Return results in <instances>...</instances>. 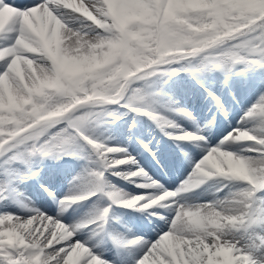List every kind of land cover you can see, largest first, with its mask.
<instances>
[{
  "label": "snow or ice",
  "instance_id": "obj_1",
  "mask_svg": "<svg viewBox=\"0 0 264 264\" xmlns=\"http://www.w3.org/2000/svg\"><path fill=\"white\" fill-rule=\"evenodd\" d=\"M236 66L264 68V0H37L23 7L0 0V199L26 177L33 158L75 156L81 141L106 165L134 163L109 160L123 150L95 141L87 128L99 115H112L109 105L145 111L146 96L135 82L177 71L229 73ZM145 114L162 130L177 127ZM237 124L205 149L176 189L132 171L123 178L144 177L137 186L158 191H108L109 207L84 224L38 210L0 213V264H112L77 233L102 229L113 204L169 213L151 212L167 224L154 240L113 239L114 246L138 248L134 264H264V196L257 195L264 192V94ZM171 138L205 142L182 129ZM91 175L102 183V171ZM209 180L216 181L206 189H214L212 199L185 202ZM89 198H61L60 212Z\"/></svg>",
  "mask_w": 264,
  "mask_h": 264
},
{
  "label": "bare ground",
  "instance_id": "obj_2",
  "mask_svg": "<svg viewBox=\"0 0 264 264\" xmlns=\"http://www.w3.org/2000/svg\"><path fill=\"white\" fill-rule=\"evenodd\" d=\"M12 2H14L18 6L23 7V6H30L31 4L37 2V0H12ZM9 42H11L10 39L3 41V43H9ZM176 68L179 69L180 67H176ZM241 69L238 70L236 68L235 70L225 74L224 79L226 81L227 80L231 81L232 85L234 86V88H233L234 94L236 96H240V98H241L240 101H244L245 98L243 96H247L248 94L254 95L257 92H259V91L261 92L262 89H264V79L261 76V72H259V71H262L263 68H249V69H246L243 71ZM217 71H218V69H206V70L201 71V72L196 73V74L199 76L209 75V74L213 75V77H211V78H214V79L212 80L211 83H209L207 80L206 81L204 80L203 84H204V86L210 85L211 88H215L216 91L218 93H220V95H221L222 90H223L222 86H223V83L225 82V80L221 84L218 83V81H217V79L213 73V72H217ZM184 73L185 72L183 71V74ZM256 73H259L260 75H257V77H256L255 76ZM183 74H182V71H177V73L175 75H167V74H163V73L157 74V76L154 80L144 82V83H138L136 86H134L135 85L134 84L133 87L142 89L145 95H146V93H148L149 95L155 97L157 102H154L149 106L153 116L158 115L157 117H159L161 120H166L168 122L172 121V120H176L181 125H185L189 120L191 121L193 118L198 119L199 117L206 115L208 110L211 111V109H208L207 102H206V100H203L202 97L200 100L199 99L197 101L195 100L197 95H195L193 93V91H191V88H192L191 83H189L188 81L185 82L183 80ZM191 74H193V73H191ZM248 75L250 78L248 79L249 82L246 83L245 80H243V78L245 76H248ZM157 86L159 88L158 91L157 90L154 91V88ZM198 86H202L203 88H205L202 84H199ZM194 95H195V98H194ZM252 103H254V102H252ZM176 105H183L184 107H187L188 109H190V113H191L190 116L188 117V116L182 114L180 110H177L178 108L176 107ZM172 106H175L177 109L171 108ZM245 106H247V105H245ZM107 107H110V105ZM113 108H118V106H115ZM239 110H240V108L235 106L234 109L232 110V113H239ZM246 110H248V109H246ZM153 112H155L157 115H155ZM229 113H231V111ZM129 114H131V111L129 112ZM244 114L245 113H242V115H240V119L238 121L241 120V118L244 116ZM169 116L171 117L170 120L167 119V118H169ZM125 117H127V116H125ZM108 118H109V116H108ZM135 118H136V128L134 127L135 133L137 135L139 133V135L141 137H143L147 141L148 144L152 145V147H154L155 149L158 150V145H159V143L162 142V139H161V135H159V133H157V130H159V127H161V126H158L157 120L153 119L150 116H149V118H151V119L149 120L145 116L143 117L142 113H139V112H136ZM107 119H105V117L102 115L100 117H97L96 120H93L91 122L92 125L91 124L88 125L87 135L91 136L92 139H94L97 142H99V140H100V142L106 141V140H112V141L115 140L116 142H114V143L120 142V143H122V145L129 146L128 144L131 141L129 135H130V132H132V130L129 128L123 127V123H122L123 119H120V117H119V120H115V119H117V118H115L113 120L107 121ZM97 120L100 122H98ZM237 122L233 121V124H232L234 126L233 129L236 128L235 126L238 125ZM218 123L220 125L219 127L223 128V130L224 129L229 130L230 124H227V123L223 124L221 121ZM151 124L153 125V127H151ZM93 125L97 126V128L92 127ZM156 125L158 127H156ZM164 128H168L169 130H177L176 127H169L168 125H164ZM161 130H162V128H161ZM128 131H129V133H128ZM163 132H164V130H163ZM213 133L216 134L215 130H212L209 128L204 129L201 134H204L206 136V140H205L206 142H200V143L196 142V145H192V144L182 145L183 148L181 150H183L182 151L183 156H181V158L180 157L176 158V160L174 159V163L177 167L175 168L173 174L167 178L161 179L159 182H165L167 185L169 183H176V185L174 184L175 185L174 189H176L181 184V182L185 180V178L188 176V174L191 172L193 164H194L192 162H194V161L196 162L199 160V159L196 160V156H198V154L202 150H204L205 148H208L209 145L207 146V143L209 144V142L212 140ZM104 135L106 137H104ZM218 144H219V142L216 143L215 145H218ZM240 147L241 146H239V145H233L232 150L238 151V149ZM137 148L139 149V147H137L136 145L133 147L130 146L129 147L130 152H127L128 155L130 153H133L134 158L138 162H141L142 165L144 164L147 167L148 172H150L152 175L156 176L158 170L154 169L151 166V163H149L147 158H145L144 156L143 157L140 156V153H139L140 151L135 150ZM82 151L84 152V154L86 153V151L90 152L91 154H93L95 152V151H93V149L91 148L90 145L81 141L79 148L77 150V153H81ZM204 152H205V150H204ZM73 157H75V156H68L67 155L65 158L63 156H59V157L50 156L46 160L44 158H41V157H36V158H33L31 160V165L32 166L38 165L41 168V170H38V171L35 169L37 171V173L35 172L36 177L38 176V178L40 179L39 180L40 182H45V184H47L52 189L53 192H56L58 189V186L61 185L63 181H65V175L67 176L69 174V172L72 171V169H74L76 167L78 168L81 166V165L79 166L78 161L83 159V157L81 156L82 158H80L78 161L76 159H74ZM48 160H50V163L48 162ZM93 161L95 162L94 164L96 165V161L94 159H91L90 162L93 164ZM132 161H134V160H132ZM100 162H102V161L100 160ZM133 164L134 163H126L124 165H119V166H121V168H122V167L130 166ZM74 165H76V166L74 167ZM27 170L28 169H26V172H27ZM57 170H62L64 180H63V176H62V178H60V176H57V173L55 174V172H57ZM121 173L122 172H120V175H119L120 180H117L116 183L108 181L107 178L104 177L102 184H103V186L106 187V192H105V198L106 199H108L106 193L108 191H112V190L122 192V193L126 194L127 196H131L133 190L140 188L137 185L145 182L144 177H139V176L134 177V178H130V181L125 180L123 178L124 176L121 175ZM147 175H148V173H147ZM155 178H158V177L156 176ZM136 179H140V183H137ZM21 181H23V180L21 179V180L14 181V182H18V184H21L22 183ZM25 182H26V180H25ZM215 182H216L215 180H209L203 186V189L198 190V192L195 194H188V197L186 198L185 202L199 203V202H203V201L212 199L214 189L211 191H206V189H209L211 185L215 184ZM27 183H26V187H27ZM113 183H115V184H113ZM22 184L25 185V183H22ZM100 184L101 183H98L96 181L94 183V180H92L91 183L86 184L87 186H89L86 188L92 187V189H94V188L98 187V185L100 186ZM241 186L242 185H236L237 188L241 187ZM28 188H29V186H28ZM123 189H127L129 191L123 192ZM148 190H156V189H148ZM87 191H89V190H85V192H87ZM228 191H229V189H225V191L220 193L219 195L223 196ZM25 192H26V190L22 189L21 191H19V193H17V196L14 195L13 197H10V198L7 197L4 199H0V213L14 212L17 215H19V214L29 215L33 209L29 210V208L28 209L24 208L21 205L25 204V202H27V201L29 202L32 200V202H35L36 207H37L35 209V211L38 210L42 213L46 212V213H49L50 215H53V217L58 216L60 220H63V222H65V224L72 225V224H75L76 222H79V220H81L80 216H83V218H84V217H90L93 214L97 215L98 214L97 206L92 204L91 202L92 201H100L101 202V199H103V197H100V196H97V197L95 196L92 198L90 195L91 198L72 203L71 206L68 207L66 211L61 213L60 212L61 205L59 202H60L61 198H64V197H61V198H59L58 201H55L54 199H52V194H51L49 200L47 201V200H44L43 197L42 198L38 197V199H36L35 196H32V195L27 194ZM79 193H81V192H73L72 194H74V195H71V197L80 196V195H88L84 192H83L84 194H79ZM257 195L258 196H264V192L257 193ZM114 206H115V204H114ZM162 212L164 213L163 216L169 215L168 211L165 209H162ZM25 213H27V214H25ZM131 214L132 213L128 211L127 216L129 217ZM77 218H79V219H77ZM127 220H128L127 217L124 216V219H123L124 223H122L121 225L108 224V225H104L102 227V229H97L95 226H92L90 229L89 228H83L77 233V235L80 239L86 241L89 245H91L93 251H95V252L99 251V253L102 257L108 256L112 260L120 262V264H129L131 261H133L135 259V256L138 254V248H136L135 246H131V247H128V249H123L119 246H114L113 239L110 238V241H109L108 236L111 235L113 238H119L123 234H130L132 232H137V233H140L143 235L144 241H149V237L150 236L152 237V235L155 233V231H157L161 227H163V229L165 230L167 228V224L162 219L161 220H159V219L154 220L155 222L153 224L150 222V226L148 224H146V222H143V221H139V223H135L132 220V221L127 223ZM116 228L119 229L120 231L114 232V231H117ZM103 240H106V241L108 240L111 243V245L110 246L105 245L103 243ZM103 244H104V246H102ZM99 248H101V250L102 249L103 250L100 251ZM116 250H118V251H116Z\"/></svg>",
  "mask_w": 264,
  "mask_h": 264
},
{
  "label": "rangeland",
  "instance_id": "obj_3",
  "mask_svg": "<svg viewBox=\"0 0 264 264\" xmlns=\"http://www.w3.org/2000/svg\"><path fill=\"white\" fill-rule=\"evenodd\" d=\"M10 43V42H9ZM173 67H180V64H176V65H174ZM236 69V68H235ZM234 69V70H235ZM240 70V69H239ZM233 71V70H232ZM185 72V71H184ZM259 72H261V76H262V78L264 79V68H263V70L262 71H259ZM186 73V72H185ZM185 73L183 74V71H182V74H183V80L185 81V82H187L188 80L186 79V77H185ZM225 74H227L225 71H224V73H223V75H225ZM257 75H260L259 73H256L255 74V76L257 77ZM204 77L203 78H205L209 83H211L212 82V80L214 79V78H211V77H213V75H203ZM202 77V76H201ZM216 77L217 78H219V74L217 73L216 74ZM225 79H223V81H224ZM145 81H140V82H135V85L134 86H136L138 83H144ZM202 82L204 83V80H202ZM219 82V81H218ZM222 83V82H221ZM221 83H219V84H221ZM155 90H158V88L156 87V89ZM154 90V91H155ZM226 92V91H225ZM225 92H223V95H222V98L219 100L220 101V104L219 105H217V107H218V110L217 111H220V112H230L231 111V113H228L227 115H229L228 116V118H227V120L226 121H222V123L223 124H230V126H229V130H227V129H224L223 130V128H221V129H218L219 128V124H218V116L217 117H213V112L212 111H210V110H208V112L206 113V115H203V116H201V117H199L198 119H195V118H193L191 121L189 120L185 125H181L179 122V125H181V128H182V130H184V131H187V132H191V133H197V134H199V130H201V131H203L204 129H207V128H214V126H216L215 128L216 129H214L215 130V133L216 134H214L213 133V136H212V140L209 142V144L207 143V146L208 147H211V146H214L215 145V142H216V140H218L217 138L218 137H220V134H222L223 132L222 131H230L231 132V130L233 129V121L234 122H237L239 119H240V115H242V113H245L247 110L246 109H249V107L251 106V105H253L258 99H259V97L261 96V94H264V89H262V91L260 92H257L256 94H254V95H247V96H243L244 98H245V100L244 101H240V96H233V97H226L225 95H224V93ZM146 94H148V93H146ZM213 94L219 99L220 97L218 96V94L216 93V92H214L213 91ZM200 96H203V97H205L204 98V100H206V96L205 95H200ZM255 100V101H254ZM206 102H207V105H208V109H210V104L213 102V101H210V102H208V100H206ZM235 103V104H233V103ZM238 102V103H237ZM249 102V103H248ZM252 102H254V103H252ZM244 104V105H243ZM245 105H247V106H245ZM238 107V108H240V110H239V113H232V110L234 109V107ZM241 106V107H240ZM114 106L113 105H110V107H106V110H107V112H111L112 113V117L111 116H109V118H108V115H104V114H101V115H99L98 117H100V116H104L105 117V119H107V121H109V120H113V119H115V118H117V119H115V120H119V117H120V119H123V127L125 128H129L128 127V125H127V122H128V120H129V118H126L125 116H127V114L124 112L125 110H117V109H115V108H113ZM178 109H177V108ZM176 107L175 106H172L171 108H173V109H177V110H180L181 111V113L182 114H184L185 112H187V113H190V109H188L187 107H184L183 105H176ZM110 109V110H109ZM232 109V110H231ZM113 111V112H112ZM117 111V112H116ZM119 111V112H118ZM122 111V112H121ZM241 111V112H240ZM124 113V114H123ZM140 113V112H139ZM119 114V115H118ZM121 114V115H120ZM191 114V113H190ZM155 115H157V114H155ZM238 115V116H237ZM107 116V117H106ZM123 116V117H122ZM158 116V115H157ZM114 117V118H113ZM189 117V116H188ZM125 118V119H124ZM169 118H171L170 116H169ZM169 118H167V119H169ZM96 120V119H95ZM170 120V119H169ZM98 121V120H97ZM196 121V122H195ZM98 122H100V121H98ZM174 122V124L177 126L178 124H177V122L175 123V120H172V123ZM170 123V122H169ZM196 123V125H197V127L196 128H194V127H191V125H193V124H195ZM91 124V123H90ZM92 125V124H91ZM92 127H94V128H97V126H92ZM235 127H238V125L237 126H235ZM159 128H161V127H159ZM176 128H178V127H176ZM179 130H181V129H179ZM179 130H177L176 131V133L175 134H178V132H179ZM222 130V131H221ZM168 132H171V131H168ZM222 132V133H221ZM229 132V133H230ZM166 133V132H165ZM202 133V132H201ZM200 133V134H201ZM170 134H172V133H170ZM169 135V134H168ZM104 137H106L105 135H104ZM139 137V138H138ZM137 138H136V140L137 141H139V142H141L142 144H143V147L146 145L147 146V144H146V142L145 141H143L141 138H143V137H141L140 138V136H138ZM215 137H216V139H215ZM162 139V138H161ZM131 140V139H130ZM145 140V139H144ZM99 142H100V140H99ZM112 142V143H111ZM114 142H116L115 140H106L105 142H102L105 146H112V147H116V148H119V149H122L123 151L122 152H118V153H113V154H110V156L108 157V159L109 160H112V161H114L115 159H120V158H124V157H132V156H134V154L133 153H130L129 155H128V153L127 152H130V149H129V147L130 146H135V144H134V142L131 140L130 141V143L128 144L129 146H125V145H122V143H120V142H118V143H114ZM206 142V141H205ZM160 144V143H159ZM182 145H184V143H180L179 144V146H182ZM192 145H196V142H193L192 143ZM122 147V148H121ZM145 148V147H144ZM158 148H159V145H158ZM147 149H148V151H149V154L150 155H152V152H151V149H149L148 147H147ZM182 149V148H181ZM206 149V148H205ZM204 149V150H205ZM135 150H138V151H140V149H135ZM157 150V149H156ZM204 150H202L199 154H198V156H196V160L197 159H200L201 157H202V155L205 153L204 152ZM157 151H160V149H158ZM183 151V150H182ZM182 151H181V155L180 154H177V156H175L174 157V155L171 153L170 155H172V157H173V159H170V155L168 154V155H166V158H167V163L168 164H173V162H174V159L176 160V158H181V156H183L182 155ZM87 153V154H86ZM86 153L84 154V152L82 151L81 153H77V155H75V157H73L74 159H76L77 161L80 159V158H82L83 157V159H81V160H79L78 162H79V166L81 167H76V168H74V169H72V171H70L69 172V174L66 176L65 175V181H63L62 182V184L61 185H59V187H58V189H57V193H60V196L61 195H63L62 193H64V195L65 194H72L73 192H81V193H86L85 192V190H92V187H90V188H86V187H89V186H87L86 184L87 183H91V181L92 180H94V183H95V179H94V177L91 175L93 172H100V171H102L103 172V177H105V178H107V180L108 181H111V182H115L116 183V181L117 180H119L120 178V172H122L121 173V175H123V176H126L128 173H130V172H132V171H136V170H143V172H145L146 174L148 173V171H146L145 170V168L143 167V165H140V164H142V163H140L138 166H137V162H136V159L135 158H133V160H135V162H134V164L133 165H130V166H125V167H122L121 168V166H109V165H106L105 164V167H104V169L105 170H103V169H99L100 167H98L97 165H95L94 163V161H93V164L90 162L91 161V159H93L94 158V160H96L98 157L96 156H94V155H92L90 152H88V151H86ZM140 153V156H142L143 157V153H141V151L139 152ZM91 154V155H90ZM116 154V155H115ZM145 154V157H146V153H144ZM202 154V155H201ZM119 155V156H118ZM63 156V155H62ZM82 156V157H81ZM92 156V157H91ZM46 158H48V157H44V159H46ZM141 158V157H140ZM97 161V160H96ZM173 161V162H172ZM192 161V160H191ZM82 162V163H81ZM87 162V163H86ZM172 162V163H171ZM195 162V161H194ZM194 162H192V163H194ZM62 165V164H61ZM135 165V166H134ZM76 165H74V167H75ZM30 167H32V169H36L37 171L38 170H41V168L37 165H35V166H31L30 165ZM112 168V169H111ZM154 169H156V168H154ZM174 169V168H173ZM158 170V169H157ZM37 171H36V173H37ZM57 172H60V175L61 176H63V173H62V170H57ZM125 174V175H124ZM160 174V171H158V175ZM119 176V177H118ZM148 177H150L152 180H154L155 181V177L157 176H155V175H152L151 173L150 174H148L147 175ZM158 177V176H157ZM154 178V179H153ZM25 179H26V177L24 178V179H22L23 181H21L22 183H25V185L24 184H18V182H14V183H12V186L9 188V189H12V191H14V192H12V194L14 195V193H19V191H21L22 189H24V190H26V192L25 193H27V194H30V195H32V196H35V198L36 199H38V197H43V199L44 200H46L47 199V197H46V195L48 194V192L47 191H49V188L47 187L48 185H45L44 183H39L38 181H37V183L38 184H40V185H43L44 186V188H46L47 189V191H45L44 190V188H42V187H39V186H37V185H34L33 183H31V182H29V183H27V181L25 182ZM40 180V179H39ZM63 180H64V176H63ZM126 180H128V181H130V179H126ZM137 181V183L139 182L138 180L139 179H136ZM68 182V183H67ZM156 182V181H155ZM26 183H27V187H26ZM115 183H113V184H115ZM216 183V182H215ZM68 184V185H67ZM171 184H173V183H171ZM16 185V186H15ZM28 186H29V188H28ZM77 186V187H76ZM172 186H174V185H170V187L169 186H167L166 187V189L165 190H171V187ZM61 187V188H60ZM85 189V190H84ZM133 192V196H135V195H141V194H143V195H149L148 193H149V191H143V190H134V191H132ZM151 193V192H150ZM154 193H156V192H154ZM153 193V194H154ZM131 195V196H132ZM37 196V197H36ZM56 196V195H55ZM97 197V196H96ZM25 202V201H24ZM26 204H27V206H29V208L30 209H33L32 211H35V209L37 208L36 207V204H35V202H32V200L31 201H27V202H25ZM93 203V202H92ZM98 205V204H97ZM103 206V205H102ZM25 208V207H24ZM28 209V208H27ZM148 211V213L150 214V215H152L151 214V212L153 211V210H147ZM31 213V212H30ZM45 214H47L48 216H50V217H53V215H50L49 213H46V212H44ZM25 214H27V213H25ZM29 214V213H28ZM20 216H27V215H23V214H19ZM143 216H146L145 214L143 215ZM152 216H155V215H152ZM148 217V216H147ZM147 217H143L142 219L146 222V221H148V222H146V224H148L149 223V219L150 218H148L147 219ZM156 218H158L157 216H155ZM85 218H87V217H84L83 218V216H80V219L81 220H79V221H82V220H84ZM77 219H79V218H77ZM154 220H156V219H154ZM159 220H161V219H159ZM63 221V220H62ZM133 221H135L134 219H133ZM65 223V222H64ZM116 230H117V232H119L120 230L119 229H117L116 228ZM161 230H164L163 229V227H161L160 229H158L157 231H155V233L152 235V237L150 236L149 237V241H151V240H154L155 238H156V236H157V234L161 231ZM157 233V234H156ZM128 235H130V237L128 236ZM127 235V237H126V239H128V240H130V239H132V238H134V237H142L143 238V235L142 234H140V233H137V232H132V233H130V234H128ZM102 246H104V244L102 245ZM99 250L100 251H102L101 250V248H99ZM94 252V251H93ZM95 253H99V251L98 252H95ZM130 254V253H129ZM132 256V255H131ZM104 259L106 258V260H110V261H112L110 258H108V256L107 257H103ZM113 262L114 261H112V264H113ZM129 264H132V262H130Z\"/></svg>",
  "mask_w": 264,
  "mask_h": 264
}]
</instances>
